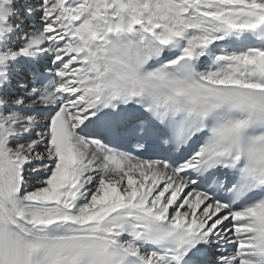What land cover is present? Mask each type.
<instances>
[{"label": "snow or ice", "instance_id": "6c2138e0", "mask_svg": "<svg viewBox=\"0 0 264 264\" xmlns=\"http://www.w3.org/2000/svg\"><path fill=\"white\" fill-rule=\"evenodd\" d=\"M0 264H264V0H0Z\"/></svg>", "mask_w": 264, "mask_h": 264}]
</instances>
